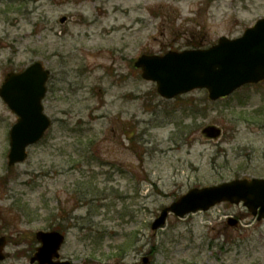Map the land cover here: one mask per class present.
<instances>
[{
  "label": "rangeland",
  "instance_id": "rangeland-1",
  "mask_svg": "<svg viewBox=\"0 0 264 264\" xmlns=\"http://www.w3.org/2000/svg\"><path fill=\"white\" fill-rule=\"evenodd\" d=\"M263 17L264 0H0V85L40 61L52 122L10 167L17 117L0 99V264H30L39 230L65 234L60 258L72 264H264V219L241 203L151 229L193 187L264 179V81L217 100L204 89L166 99L133 66ZM207 125L221 136L205 138Z\"/></svg>",
  "mask_w": 264,
  "mask_h": 264
},
{
  "label": "water",
  "instance_id": "water-1",
  "mask_svg": "<svg viewBox=\"0 0 264 264\" xmlns=\"http://www.w3.org/2000/svg\"><path fill=\"white\" fill-rule=\"evenodd\" d=\"M65 20L60 18V22ZM134 65L141 69L144 79L156 83L157 92L166 98L188 92L194 88H206L211 99L228 95L237 87L264 79V18L247 28L237 38H219L205 49L168 51L163 55H140ZM48 71L35 61L20 73H8L0 87V96L18 115L10 130L9 165L25 159V148L41 139L50 125L41 103L45 94ZM206 137L216 138L220 129L209 125L202 129ZM229 201L243 205L257 219L264 218V179H234L216 185L193 187L184 195L163 208L151 224L156 230L165 224L169 213L178 217L197 211H206L216 203ZM227 224L235 226L237 220L229 218ZM36 248L31 262L36 264H71L59 260V249L64 235L59 231H37ZM5 238L0 237V260ZM147 257L142 258L145 264Z\"/></svg>",
  "mask_w": 264,
  "mask_h": 264
},
{
  "label": "flooded vegetation",
  "instance_id": "flooded-vegetation-1",
  "mask_svg": "<svg viewBox=\"0 0 264 264\" xmlns=\"http://www.w3.org/2000/svg\"><path fill=\"white\" fill-rule=\"evenodd\" d=\"M34 252H35V248H34V251H33V253H34ZM33 253H32V255H33ZM32 255H31V257H30L29 263H30V264H36V261H34V262H31Z\"/></svg>",
  "mask_w": 264,
  "mask_h": 264
}]
</instances>
